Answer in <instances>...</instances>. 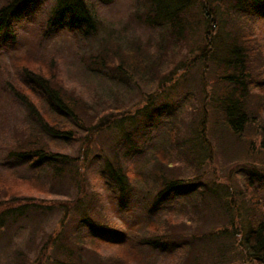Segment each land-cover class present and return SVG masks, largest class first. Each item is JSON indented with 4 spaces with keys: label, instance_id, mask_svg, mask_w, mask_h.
Segmentation results:
<instances>
[{
    "label": "trees",
    "instance_id": "trees-1",
    "mask_svg": "<svg viewBox=\"0 0 264 264\" xmlns=\"http://www.w3.org/2000/svg\"><path fill=\"white\" fill-rule=\"evenodd\" d=\"M96 1L105 4L111 0ZM214 2L221 11H211L204 0L135 1L131 18L155 32L154 46L158 51L174 55L171 63L175 68L170 71L161 60L152 59L143 51L140 42H121L120 33L104 32L108 26L99 17L92 0H6L0 5L1 47L8 42L16 45L20 25L24 20H35L33 15L40 12L44 13L41 30L46 41L61 33L71 36L78 44L81 37L84 44L90 41L87 52L80 53V57L86 67L97 71L99 78L108 79L100 90L103 103L117 107L116 102L127 97L125 93L115 92L116 89L128 94L140 89L139 80L135 79L141 77L140 73L145 84L158 81L160 85L155 94L146 92L145 106L135 113H129L128 106L100 116L102 106L91 112L88 102L67 96L62 85L53 81L50 69L43 73L25 67L21 77L23 88L7 86L6 99L14 101L12 104L25 114L27 135H22L8 149L5 159L23 164V170L28 171L14 170L12 173L18 179L56 197L44 203V198L17 193L16 188L3 193L0 249L15 245L8 264H98L88 255L89 245L94 243L82 237L81 229H89L96 236L115 238L123 232L108 216L101 197L89 189V172L93 169L103 175L104 194L121 212L131 213L133 208L154 225L135 244L150 250L175 249L185 238L175 242L154 234L153 229L160 221L151 215L158 209L160 212L169 207L182 210L187 204L192 208L200 204L199 211L208 210L214 218L222 216L228 226L214 228L209 224L200 239L192 241L193 245L200 243L199 251L208 253L213 264H264V213L245 196L243 209L234 205L230 200L231 188L213 177L204 178L202 173L216 148L213 140L220 139L218 133L242 138L250 123L245 100L251 91L247 56L238 43L237 31L233 37L227 30L226 19L239 25L257 14L264 16V0ZM218 16L222 25L215 23ZM198 27L200 43H193ZM194 64L201 81L206 72L214 75V82H201L198 88L221 123L214 119L208 126L205 124L208 115L204 113V105L190 126L177 125L167 117V113L183 103L188 87L186 77H190L187 69L195 67ZM156 66L157 79L152 73ZM85 112H91L89 123L80 118ZM96 117L99 121L93 128L100 132V143L94 141L96 144L87 147L83 156L78 152L70 154L73 151L70 148L60 152L49 149L53 141H58V146H68L73 141L74 130L64 129L65 124L89 126L92 133V118ZM90 135L82 138L78 151L82 144L93 142ZM153 139H157V146H152ZM254 149L253 153L264 154V129ZM248 175L246 186L252 196L259 191L256 186L264 190L262 168H251ZM52 215L58 216L57 221L46 231L43 224ZM22 231L25 238L22 247L33 249L32 255L20 250L13 241V236L16 238ZM192 249L188 250L189 256L197 263L201 256Z\"/></svg>",
    "mask_w": 264,
    "mask_h": 264
},
{
    "label": "rangeland",
    "instance_id": "rangeland-1",
    "mask_svg": "<svg viewBox=\"0 0 264 264\" xmlns=\"http://www.w3.org/2000/svg\"><path fill=\"white\" fill-rule=\"evenodd\" d=\"M5 1L0 0V5ZM92 1L99 17L108 26V29L104 32H108L111 35H115V32L120 33L121 42L129 40L140 42L142 48H145V50H142L148 52L152 59L161 60L165 65L164 68L168 71L175 68V64L171 63L174 55L167 54L165 50L158 51L155 48L156 38L153 37L155 32H151L139 20L131 18V12L136 0H111L105 4L96 0ZM204 1L211 11H221L214 0ZM33 16H35V20L32 19L29 22L24 20L20 25L16 45H11L8 42L5 43L4 50H0V207L4 203L3 193L13 188H16V192L20 194L44 198L42 199L44 203H47L49 199L56 198L54 195L34 188L28 182L18 179L17 175L12 172L14 170L25 172L27 170H23V164H17L13 159H5V153L8 149L17 140H20L22 135H27L24 133L26 129L25 114H22V111L12 104V102L15 103L14 101L6 99L8 94L7 86H12L18 90L23 88L21 77L25 67L30 68V70H39L43 73H47L46 70L50 69L53 81L57 85L58 83L62 85L61 88H63V92L67 96L88 102L91 112H96L102 106L103 109H101L98 116L122 110L128 106L133 110L128 108L129 113H135V110L138 108L142 109L145 106L144 104L147 101L146 92L150 94L160 89L158 81L145 84L143 73H140L141 77H135V79L139 80L140 89H134L135 93L133 94H128L122 89H116L115 92L125 93V97H127V99L118 100L116 102L117 107H113L105 101L103 103L100 90L102 91L106 86L108 79L99 78L97 71L86 67L80 57V53L87 52L90 41L84 44L83 37H81L78 44L71 36L61 33L55 39L46 38L50 40L48 42L42 38L41 27L44 24V13L40 12ZM219 17H215V23L222 25ZM225 25L233 37L235 31H237L238 43L247 56L245 64L248 66L247 71L251 80V91L245 100L250 123L246 126L242 138L223 133L222 131L218 133L220 139L213 140V142H216V148L214 147V153L206 163L202 173L206 179L210 176L229 186L231 188L230 200L234 205H239L243 209L241 205L245 196L246 199L253 200L257 209L264 213V190L254 185L259 191L252 196L250 188L246 186L249 169L262 168L264 170V154L253 153L255 151L254 148L259 145L260 131L264 129V16L257 14L254 19L243 20L239 25H233V23L229 22V19H226ZM199 29L200 27L196 29L193 43H200ZM179 57L180 55L177 60H179ZM137 65L141 66V63H137ZM192 66L195 67L187 69L190 77L184 75L188 87L185 89V95L183 94L185 96L183 103L178 109L174 108L167 113L168 119L173 120L177 125L190 126L199 116V108L204 105V113L208 115L205 124L208 126L214 119L221 123L220 117L212 113L210 105L204 100L203 93L198 88V84L200 85L201 82H205V84L214 82V75L206 72L203 74L201 81L197 76V71H195L197 65L194 64ZM141 68H144L143 65ZM217 72H220V70H217ZM152 73L157 79L159 75L157 66ZM153 97L156 98L155 95ZM65 98L68 99L67 97ZM97 99L100 100L98 104ZM91 112H85L80 115L81 120L89 123ZM94 115L95 113L92 114V116ZM72 118L75 120L73 116ZM98 121V117L92 118V133L88 129L89 126L79 128L71 122L65 124L64 129L74 130L73 141L68 144L69 147L64 144L58 146V141H53L55 143L50 145L51 148L49 149L54 152H60L70 148L73 150L70 154L76 155L78 152L80 156H83V152L87 147L100 143V132L93 128ZM88 134H91L93 142L82 144L80 151H78L82 138L87 137ZM151 144L152 146H157V139H153ZM149 149H152V147ZM89 174L91 176L89 189L101 197L108 216L116 223V228L123 232L121 237L115 238L96 236L89 229H81L83 232L82 237L88 242L93 241L94 243L92 246L89 245L88 255L97 261L98 264H213L210 258L207 257L209 256L208 253L203 254V252L198 250L200 243L193 245L192 241L200 239L203 232L209 229V224H213L214 228L228 226L225 218L219 215L214 218L208 210L199 211L200 204L194 208L187 204L182 210H176V207H169L167 211L160 212V209H158L156 214L151 215L152 217H157V221H160L158 226L153 229L154 234L164 235L166 238L161 237L162 239L174 240L175 242L181 238L185 239L175 249L150 250L144 245L135 243H137L138 237L145 230L154 227L152 222L143 219L133 208H131L133 210L131 213L121 212L110 201L109 197L106 198L104 194L106 189L103 175L94 169ZM131 176H133L132 173ZM132 183L139 184L137 181H132ZM235 191L239 193L236 194ZM175 206L182 205L175 203ZM57 218L58 216L52 215L51 219L49 218L43 224L46 231L50 230ZM24 240L23 231L21 234L18 233L16 238L15 235L13 236V241L19 244L20 250L23 249ZM191 247H194L201 256L197 263L194 260L192 261L189 256L190 251L188 252V250ZM14 248L15 245L11 244L5 248L6 250L4 248L0 249V264L9 263L8 258L15 251ZM32 250L29 246H26L24 251L32 255Z\"/></svg>",
    "mask_w": 264,
    "mask_h": 264
}]
</instances>
